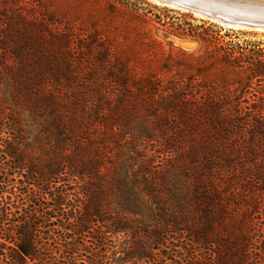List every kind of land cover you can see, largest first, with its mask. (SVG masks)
<instances>
[{
    "label": "trees",
    "instance_id": "1",
    "mask_svg": "<svg viewBox=\"0 0 264 264\" xmlns=\"http://www.w3.org/2000/svg\"><path fill=\"white\" fill-rule=\"evenodd\" d=\"M21 3L0 0V264H264L263 44Z\"/></svg>",
    "mask_w": 264,
    "mask_h": 264
},
{
    "label": "rangeland",
    "instance_id": "2",
    "mask_svg": "<svg viewBox=\"0 0 264 264\" xmlns=\"http://www.w3.org/2000/svg\"><path fill=\"white\" fill-rule=\"evenodd\" d=\"M23 6L35 9L43 14L53 15V18L65 25L73 27L75 31H88L94 34V30L99 26H104L108 21V8L114 7L117 11L121 9L118 3L121 2L139 13H145L148 17L143 22L133 21L132 26H136L140 32L149 33L159 40L173 41L177 47L187 51H206V45L192 40H179L169 36L165 32V27L148 20L160 18L163 23H172L176 25L189 24L192 27H203L209 36L219 34L224 37L223 40L244 42H260L264 46V31L239 30L229 31V27L223 26L218 22L203 19L202 17L189 13L185 10L173 8L159 4L153 0H21ZM29 4V5H28ZM121 12V11H120ZM124 16V15H122ZM120 15H118V18ZM124 18V17H123ZM203 23H206L203 25ZM98 26V27H97Z\"/></svg>",
    "mask_w": 264,
    "mask_h": 264
},
{
    "label": "water",
    "instance_id": "3",
    "mask_svg": "<svg viewBox=\"0 0 264 264\" xmlns=\"http://www.w3.org/2000/svg\"><path fill=\"white\" fill-rule=\"evenodd\" d=\"M159 4L175 7L196 14L203 19L218 22L223 26L239 30L264 31V17H243L239 15L226 14L211 8L200 7L194 1L189 0H153ZM264 10V9H263Z\"/></svg>",
    "mask_w": 264,
    "mask_h": 264
},
{
    "label": "bare ground",
    "instance_id": "4",
    "mask_svg": "<svg viewBox=\"0 0 264 264\" xmlns=\"http://www.w3.org/2000/svg\"><path fill=\"white\" fill-rule=\"evenodd\" d=\"M204 8L245 17H264V0H189ZM166 6V5H165ZM170 7V6H169ZM175 8V7H173ZM260 31V30H259Z\"/></svg>",
    "mask_w": 264,
    "mask_h": 264
}]
</instances>
